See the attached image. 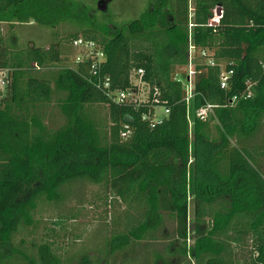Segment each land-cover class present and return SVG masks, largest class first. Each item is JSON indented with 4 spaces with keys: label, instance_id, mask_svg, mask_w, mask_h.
Returning <instances> with one entry per match:
<instances>
[{
    "label": "trees",
    "instance_id": "1",
    "mask_svg": "<svg viewBox=\"0 0 264 264\" xmlns=\"http://www.w3.org/2000/svg\"><path fill=\"white\" fill-rule=\"evenodd\" d=\"M216 6L220 22L208 25ZM30 21L65 24L71 46L81 36L105 57L69 62L63 41L4 50L2 25ZM189 37L216 64L195 65L187 102L176 70L189 63ZM0 66L12 70L0 107V264H264V0H150L124 27L77 0H0ZM138 69L150 101H114ZM222 70L232 71L226 87ZM155 105L169 112L153 123ZM84 184L123 206L101 242L65 253L17 242Z\"/></svg>",
    "mask_w": 264,
    "mask_h": 264
},
{
    "label": "rangeland",
    "instance_id": "2",
    "mask_svg": "<svg viewBox=\"0 0 264 264\" xmlns=\"http://www.w3.org/2000/svg\"><path fill=\"white\" fill-rule=\"evenodd\" d=\"M77 1L88 5L92 13L99 15L106 22H112L113 24L124 27L125 24H128L131 20L138 18L144 13L150 0H109V4L102 9L97 7L100 0ZM66 29L65 24L51 28L33 21L17 25L13 30L9 29L8 25L3 24L1 27V34L4 39L2 48L4 50L10 48L15 49L16 47H27L35 44L48 46L50 42L63 41L62 43L68 48V54H65V56L71 62L72 60L74 61L77 50L69 44L65 32ZM205 61L206 58L200 56L198 50H193L188 65L178 67L176 71L186 74L196 64ZM131 81L134 87L131 88L130 98L139 102L150 101V86L136 74V70L132 71ZM96 109L101 115L106 113V108L102 105ZM155 114L162 116L164 109L161 106H156ZM215 124L216 122L213 121L214 134H216ZM190 158L193 160V157ZM111 196L114 197L109 190L105 189L104 185L84 184L80 192L66 204L65 210L58 212L52 207L45 206L42 212L36 214L35 217L41 220V224L37 228L32 229L31 233H27L29 230H24L17 238V242L22 237H24L27 245L33 239L37 242L47 241L54 244L55 248L58 249L57 251L61 253H65L67 250L77 252L84 243L91 247L93 243H97L99 234H107L105 230H108L110 223L123 210L122 204L115 197L112 198ZM188 204L189 218L192 219L194 217V202L192 197H189ZM98 229L101 231L96 234L95 232ZM98 240L101 242L100 239ZM193 243V224L190 223V234L187 244L192 246ZM252 254L250 251L249 253L247 252L248 259Z\"/></svg>",
    "mask_w": 264,
    "mask_h": 264
},
{
    "label": "built area",
    "instance_id": "3",
    "mask_svg": "<svg viewBox=\"0 0 264 264\" xmlns=\"http://www.w3.org/2000/svg\"><path fill=\"white\" fill-rule=\"evenodd\" d=\"M223 10L220 6H216L214 9H212V16L209 19L208 25H218L220 22V18L222 17ZM192 24H190L191 26ZM189 62L191 58V54L193 53V50H197L191 43V37H189ZM72 47L77 50V54H75V62H81L86 59H92L95 63L101 62L104 57L105 53L101 49V47L94 41L87 40L83 37H77L72 40ZM200 52V56L206 58V63L214 66L216 62L212 58V52L207 50V49H202L198 50ZM195 67V66H194ZM194 73L195 70L194 68H191L189 72L186 73V80H187V96H186V101L189 102L190 98L192 97V91H193V83H194ZM136 74L139 75L140 77L143 75V70L138 69L136 71ZM232 74V71H221V76H220V81H221V87H226L227 86V81H228V76ZM12 82V70L8 67H2L0 66V107L2 106V99L6 96L7 92L9 91L10 84ZM107 85V84H106ZM132 90L127 89V90H121L117 91L116 94L114 95V101L117 103H126V102H136L138 103L139 101L134 100L133 98H130ZM155 95H157V92H155ZM235 99V97L232 99V101ZM153 104L158 102V98L154 97L153 98ZM149 102V101H148ZM158 105H155V107ZM214 105L207 104L204 107H201L197 110V117L200 119H207L210 117L212 114V109ZM169 110L164 109V114L162 116H157L155 114V111L151 117V120L153 123L159 122L162 120L164 116L168 114ZM148 115H144L146 117ZM125 135V133H124Z\"/></svg>",
    "mask_w": 264,
    "mask_h": 264
},
{
    "label": "flooded vegetation",
    "instance_id": "4",
    "mask_svg": "<svg viewBox=\"0 0 264 264\" xmlns=\"http://www.w3.org/2000/svg\"><path fill=\"white\" fill-rule=\"evenodd\" d=\"M109 2H110V1H109ZM107 4H109V3H107ZM107 4L105 5V4H103V3H98V4H97V7L102 9V8L106 7Z\"/></svg>",
    "mask_w": 264,
    "mask_h": 264
},
{
    "label": "water",
    "instance_id": "5",
    "mask_svg": "<svg viewBox=\"0 0 264 264\" xmlns=\"http://www.w3.org/2000/svg\"><path fill=\"white\" fill-rule=\"evenodd\" d=\"M108 1H109V0H100V2H99V3H103V4H105V5H106V4L108 3Z\"/></svg>",
    "mask_w": 264,
    "mask_h": 264
},
{
    "label": "crops",
    "instance_id": "6",
    "mask_svg": "<svg viewBox=\"0 0 264 264\" xmlns=\"http://www.w3.org/2000/svg\"><path fill=\"white\" fill-rule=\"evenodd\" d=\"M191 8H192V9H191ZM190 10H191V11L193 10V6H192V5L190 6Z\"/></svg>",
    "mask_w": 264,
    "mask_h": 264
}]
</instances>
